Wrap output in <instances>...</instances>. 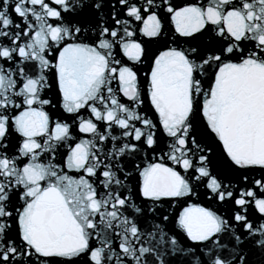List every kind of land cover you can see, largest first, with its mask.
Returning a JSON list of instances; mask_svg holds the SVG:
<instances>
[{
	"label": "snow or ice",
	"instance_id": "obj_1",
	"mask_svg": "<svg viewBox=\"0 0 264 264\" xmlns=\"http://www.w3.org/2000/svg\"><path fill=\"white\" fill-rule=\"evenodd\" d=\"M0 264H264V0H0Z\"/></svg>",
	"mask_w": 264,
	"mask_h": 264
}]
</instances>
